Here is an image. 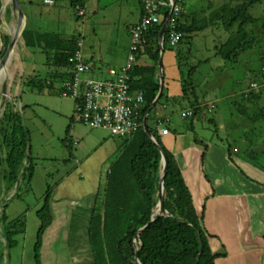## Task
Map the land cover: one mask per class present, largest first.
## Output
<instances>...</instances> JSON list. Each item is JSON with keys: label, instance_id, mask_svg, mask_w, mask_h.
I'll return each instance as SVG.
<instances>
[{"label": "rangeland", "instance_id": "1", "mask_svg": "<svg viewBox=\"0 0 264 264\" xmlns=\"http://www.w3.org/2000/svg\"><path fill=\"white\" fill-rule=\"evenodd\" d=\"M30 1L32 5L19 0L29 29L60 32L72 38L79 35L83 51L92 56L95 53L96 57L100 55L103 69L118 67L106 60H112L116 55L120 61L125 55L128 43L125 26L128 23L124 20L129 5L126 0H99L95 6L90 2L92 0H88L90 3L85 9V16L80 19L70 7L72 0H55L52 7L42 5V0ZM9 6V0H2L0 29L1 34L10 39L16 23L14 16L11 21L4 19V10ZM248 14L257 19L246 28L247 32H253L254 47L240 52L234 62H226L216 55L214 47L225 43L229 37L222 24L196 34L191 53L188 44L183 45L180 59L183 77L187 78L192 70L189 77L198 101L207 104L213 100L214 109L211 113L201 111L193 120H190L192 117L182 119L179 107L186 106L187 102H172L171 129L176 134H184L189 140L213 144L232 155L235 161L241 159L250 167L264 172V124L258 114L260 110L264 111V90L261 89L262 94L252 107L245 99L241 100V94L254 80L264 83L261 72L264 66V2L250 7ZM172 53L175 52L166 50V55ZM2 58L0 56V61ZM175 62L178 66L177 57ZM52 70L46 64L45 55L37 49L25 48L19 37L9 61L0 72V92L6 82V101H11L28 131L35 171L29 191L27 185L21 183L11 191L5 183L2 184L0 219L5 204V214L10 221L24 215L25 233L16 237L18 247L8 250L0 221V264H32L30 252L39 227L36 212L42 206L47 187H51V201L63 198L77 200L89 194H97L100 200L106 172L123 144V139L111 136L107 130L90 129L79 123L74 102L60 97L58 89L39 92L25 83L33 76L44 79ZM258 86L255 93L262 85ZM175 87L178 90L179 84ZM249 101L252 103V100ZM1 113L2 109L0 116ZM227 172H230L229 176H238L233 167H227ZM229 176L223 178L224 188L228 186Z\"/></svg>", "mask_w": 264, "mask_h": 264}, {"label": "trees", "instance_id": "2", "mask_svg": "<svg viewBox=\"0 0 264 264\" xmlns=\"http://www.w3.org/2000/svg\"><path fill=\"white\" fill-rule=\"evenodd\" d=\"M262 2L264 0H236L235 6L225 4L214 13L215 17L204 18L200 22H196L195 19L187 20L188 17H185L181 10L175 30L183 37L175 48L170 47L168 26L164 32L162 49V54L166 50L176 51L181 95L177 98H169L163 88L156 107L185 101L193 111L190 119L193 120L202 111V106L195 95V87L189 77L192 70L187 78L183 77L180 70L182 53L177 52V49L185 43L191 45L196 34L222 24L229 37L225 43L215 47L216 55L226 62H234L240 52L254 47L255 38L252 39L254 35L251 34L253 32H247L246 28L257 19L248 14V9ZM84 6L85 0H73L70 4L75 13L76 8L84 10ZM1 8L2 0H0V11ZM168 14L165 11L161 23L148 29L144 35V43L137 53V60L145 56L152 65L140 66L136 63L129 74L130 90L132 93L141 92L144 97V103L140 109V122L146 118L149 131L168 161L163 185L164 208L167 215H155L154 221L150 223L156 206V194L162 169L161 156L159 150L140 127L132 138L123 140L119 154L109 167L110 173L106 176L103 195L100 200L97 199L89 219L88 243L93 264H137V261L139 264H214L216 258L210 250L208 235L202 225V216L196 213L181 172L172 154L162 145L158 135V123L165 125V120L155 118L156 107L149 111L160 88L158 63L161 49L158 36ZM3 15L5 21L12 20L11 5L5 8ZM76 17L82 18L77 14ZM76 40L73 38L65 41L57 33L33 31L26 26L21 35L22 44L25 48L37 49L44 54L47 66L52 67L53 70L48 72L44 79L33 76L25 83L39 92L43 90L53 92L58 89V84L68 78L69 58L76 50ZM8 43L9 37L1 34L0 29L2 47L0 56L3 57L5 54ZM261 72L264 78V72ZM252 83L262 85L260 91L243 93L241 99H250L256 103L264 90V83H258L255 80ZM258 114L262 116L264 124V111L260 110ZM28 139V131L23 127L19 113L13 109L11 101L5 100L0 116V202L3 183L6 184L8 191L20 183L27 185L28 191L30 190L29 184L34 176V165L31 154H27ZM193 141L199 143L195 139ZM50 194L51 187H47L42 206L36 212L39 227L33 250L34 264H41L39 253L42 236L52 222ZM5 207L4 204L0 221L6 248L11 250L17 246L15 238L25 232L24 215L10 221L5 214ZM146 225L148 226L140 232Z\"/></svg>", "mask_w": 264, "mask_h": 264}, {"label": "crops", "instance_id": "3", "mask_svg": "<svg viewBox=\"0 0 264 264\" xmlns=\"http://www.w3.org/2000/svg\"><path fill=\"white\" fill-rule=\"evenodd\" d=\"M52 1L54 6L55 0ZM126 1L129 5H127L128 12L124 11L127 12L124 21L128 23L125 26L128 35L125 55L120 61L117 60L116 55H113L112 60L106 61L118 67L103 69L104 62L100 55L96 57L95 53L94 56L85 53L82 45L80 52L83 59L93 66V74L88 75L90 78L103 79L107 76L109 69H121L125 65L130 44V31L140 22L143 13L140 0ZM24 2L32 5L30 0H24ZM90 2L95 6L98 5L99 0ZM90 2L85 0L84 12ZM179 2L182 13L188 17L187 20L195 19L196 22L215 17L214 13L225 4L231 6L237 4L236 0H220L219 2L217 0H179ZM42 5L48 6L44 4V0ZM54 33L65 41L77 39L76 50L77 42L81 40L82 43L79 35L72 38L60 32ZM195 37L196 35L191 45H188L189 53L194 48ZM182 49L183 45L179 46L177 52L183 53ZM174 52L172 55H166L164 52L161 57L162 87L169 98L181 95L179 69L175 62L176 51ZM136 63L140 66L152 65L145 56L140 57ZM175 84H179L178 90ZM212 101L210 100L207 104L199 102L203 112L213 111L208 112V109L213 106ZM246 101L251 107L253 106V101L252 103L249 100ZM189 108L188 104L180 106L179 113ZM171 110V104L158 105L155 109V118L165 120L162 128L168 130L166 136H160L161 143L172 154L190 192L195 211L202 216V225L208 235L210 250L216 255L214 264H264V172L250 167L248 162L241 159L235 161L232 155L213 144H206L203 141L195 143L193 139H187L184 134H176L175 130L171 129ZM227 167L235 168L238 176H229L230 172L226 173ZM228 176L230 180L228 186L224 188L223 178ZM97 199V194H89L77 200L63 198L50 202L52 222L42 236L39 253L41 264H93L88 243V226ZM16 242L18 247V240ZM34 243L35 240L30 252L32 264H34Z\"/></svg>", "mask_w": 264, "mask_h": 264}, {"label": "built area", "instance_id": "4", "mask_svg": "<svg viewBox=\"0 0 264 264\" xmlns=\"http://www.w3.org/2000/svg\"><path fill=\"white\" fill-rule=\"evenodd\" d=\"M142 17L140 22L130 31V44L125 65L121 69H109L103 79H93V66L86 62L77 42V50L69 58L68 78L59 84V96L74 102V112L79 123L90 129L107 130L111 136L130 139L142 127L140 109L144 103L141 92L130 90V72L137 62V53L144 43V35L148 29L161 23L167 11L169 26L168 44L175 48L182 39V34L175 30L177 18L182 10L179 0H140ZM44 4L53 5L52 0H44ZM78 17L85 15L84 10L76 8ZM165 21V22H166ZM166 27V28H167ZM264 72V68L262 69ZM49 84V83H47ZM258 85L250 83L247 92L256 91ZM214 106L208 109L211 112ZM182 119L193 116L192 109L181 112ZM159 122V136H166L168 130ZM107 175L110 173L108 168Z\"/></svg>", "mask_w": 264, "mask_h": 264}, {"label": "water", "instance_id": "5", "mask_svg": "<svg viewBox=\"0 0 264 264\" xmlns=\"http://www.w3.org/2000/svg\"><path fill=\"white\" fill-rule=\"evenodd\" d=\"M9 2H10V5H11L12 15L14 16V19H15L16 29H15V32H14L13 37L9 39V43H8L6 52L3 55L2 60L0 61V72L2 70H4L5 65L7 64V62L10 59V56L13 53V48H14V46L17 43V39L19 37H21L24 29L26 28V20H25L24 14L22 12V9L20 7L19 0H9ZM2 11H3V9H2ZM2 11H0V13ZM0 24H1V22H0ZM167 24H168V21H166L164 23V25L162 26V28L160 30L159 36H158V44H159V47L161 49V54H160L161 57H162V49H163V42H164L163 41L164 40V32H165V29L167 27ZM161 57H160V60H159V63H158V72H159L160 88H159V92H158L155 100L152 102V104H151V106L149 108V111L156 107V105H157V103H158V101H159V99L161 97V94H162L163 77H162ZM0 94H1L0 109H2L3 106H4V104H5L6 97H7L6 82H4L2 84ZM142 128H143L144 133L148 137V139L159 150L160 156H161V167H162V169H161V172H160V177H159V182H158V190H157V194H156L157 202H156V206H155L154 213L152 215V219L150 221V223H151V222L154 221V216L155 215H157V216L167 215V211L164 208V200H163L164 199L163 198L164 188H163V185H164V177H165V175L167 173V170H168V161H167V158H166L165 154L161 150L160 146L156 143L153 135L149 131L148 126H147V120H146V118L143 119ZM29 153H30V146H29V142H27V154H29ZM148 225H146L143 229H141L140 232H142ZM137 264H139L138 261H137Z\"/></svg>", "mask_w": 264, "mask_h": 264}, {"label": "bare ground", "instance_id": "6", "mask_svg": "<svg viewBox=\"0 0 264 264\" xmlns=\"http://www.w3.org/2000/svg\"><path fill=\"white\" fill-rule=\"evenodd\" d=\"M2 78V77H1ZM1 78H0V80H1ZM7 79V78H6Z\"/></svg>", "mask_w": 264, "mask_h": 264}]
</instances>
